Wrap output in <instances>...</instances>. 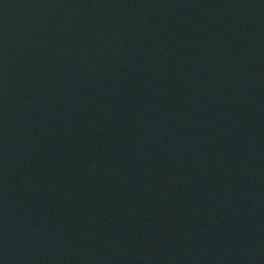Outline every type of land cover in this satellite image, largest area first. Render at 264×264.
Listing matches in <instances>:
<instances>
[{
    "label": "water",
    "instance_id": "water-1",
    "mask_svg": "<svg viewBox=\"0 0 264 264\" xmlns=\"http://www.w3.org/2000/svg\"><path fill=\"white\" fill-rule=\"evenodd\" d=\"M0 264H264V0H0Z\"/></svg>",
    "mask_w": 264,
    "mask_h": 264
}]
</instances>
